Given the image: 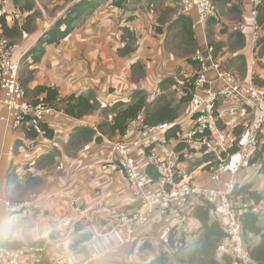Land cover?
<instances>
[{
    "label": "crops",
    "instance_id": "crops-1",
    "mask_svg": "<svg viewBox=\"0 0 264 264\" xmlns=\"http://www.w3.org/2000/svg\"><path fill=\"white\" fill-rule=\"evenodd\" d=\"M29 2L31 8L26 7L25 0L19 3L14 0H0V9L9 14L8 24L17 25L21 32L20 38L15 42L18 45L15 52L19 51L17 59L25 66L21 75H26L29 69L34 71L28 86L30 90L26 93L28 100L30 91L37 85L57 87L62 96L94 93L106 103H114L118 99L130 100L132 92L136 90L132 77L139 68L145 69L149 77L148 81L145 79L137 87L144 89L149 99L154 100L164 93L159 87L164 77H150L153 71L150 69L151 62L159 64L164 62L162 60L165 57H170L171 60L175 58L178 66L183 65L185 59L174 55L173 50L170 52L168 46L176 47L179 51V47L184 48L186 44L194 47L193 53L186 60L192 58L199 49L220 67L230 69L241 80L264 85V56H260L264 49L258 43L259 37L257 40L253 37L252 26L255 18L252 15V4L247 0H215L222 12V22L211 19L205 24L197 23L195 9L184 11L182 0H123L121 6L116 5L115 0H56L45 4L40 0ZM17 9L25 15L35 12L37 16L28 24L26 17L25 20L15 18L14 12ZM70 13L73 16L79 15L75 30L60 43L47 44L41 60L32 63L33 55L29 54V51L37 46L45 32L52 28L58 19ZM262 14L264 11L260 12L259 9L257 22L264 35V21L260 23ZM240 23L245 24L244 30L232 29L233 25ZM1 31L0 24V33ZM210 46L214 47L211 52ZM159 54L160 58L157 57ZM29 63L31 64L28 65ZM199 69L200 65L195 60L187 65L185 75L198 77ZM171 76L174 75L168 77ZM209 77L212 82L205 86L217 87L219 82L213 80L216 78L213 66ZM43 96L44 94L37 95L34 92L32 101ZM190 101L179 118L188 113ZM218 109L220 125H229L225 128L231 130V141L235 139V133L240 132V143L251 122V108L246 103L240 104L235 118L228 117L225 114L226 105L221 99ZM63 114L46 119L50 127L59 129L55 130L53 140V137H48L43 132L34 138L27 136L30 131L28 125L19 129L10 127L4 118L6 108L0 106L2 241L9 245L35 241L45 243L48 254L44 264H77L94 251L101 255L90 264H148L149 258L164 247L162 227H137L148 239L144 246L139 245L140 243L131 245L124 242L123 233L116 229L120 222L117 208L131 213L141 207V202L131 201L130 183L111 156L110 141L119 140L123 135L109 136L100 133L96 123L103 116L99 110L82 118L72 117L65 112ZM138 122L141 124L142 120ZM191 124L192 121L187 120L179 126L185 133ZM236 124L240 128L235 132L231 127ZM31 125L40 127L37 122H32ZM88 125L94 131L93 141L88 145V149L70 153L64 149L52 148L63 143L62 135H65L64 138L68 141L78 127ZM176 143L174 138L169 141V145L175 150ZM193 145L197 150L186 151L185 159L179 161V179L194 178L203 184L211 185L209 168L213 155L210 154L206 160V153L197 145ZM236 152L237 150L230 151V163L235 161ZM193 154L201 159L192 160L197 163L191 173H187L186 169ZM50 162L57 163L56 169L48 170L54 174L49 173L46 185L31 190L30 177L35 173L39 175L42 168ZM259 164H249L234 175L230 171L225 172L223 185L233 177L240 185L252 184L250 190L259 193L261 191L264 195V174L260 173ZM15 188L20 193L14 195ZM8 202L14 205L13 209L7 207ZM190 202L192 206L201 203L197 197H193ZM77 206L83 210L82 213L76 211ZM255 206L257 211L264 213V197L261 202L255 203ZM219 220L222 221V218L219 217ZM187 223L190 225L188 232H196L195 239L203 237V223L196 214H193ZM260 223H264V217L260 219ZM177 231L175 235L178 237L184 230L179 227ZM249 235L253 244L260 242V233L250 232ZM211 237L217 238L215 234ZM190 249L192 252L205 253L202 242L197 246H190ZM190 253L182 252V256L175 258L174 263L187 264ZM219 263L239 264L231 257L220 259Z\"/></svg>",
    "mask_w": 264,
    "mask_h": 264
},
{
    "label": "built area",
    "instance_id": "built-area-1",
    "mask_svg": "<svg viewBox=\"0 0 264 264\" xmlns=\"http://www.w3.org/2000/svg\"><path fill=\"white\" fill-rule=\"evenodd\" d=\"M252 4V15L255 20L252 34L255 40L261 33L257 22L259 7L264 0H247ZM184 11L195 9L197 23L205 24L209 19L222 22L220 11L215 0H182ZM17 20H25V14L17 9ZM244 23L233 25L234 30H244ZM18 45L10 38L0 36V106L7 109L4 117L13 129L21 127L27 116L37 121L48 117L64 115L44 101L34 102L26 98L21 80L22 63L13 61V54ZM210 52L213 47H209ZM200 65L199 76L194 82L193 97L188 113L173 123L149 125L132 120L119 140L110 141L112 158L117 161L130 182L131 195L141 207L135 212L119 211L120 222L116 225L118 232L123 233V241L135 243L139 239L137 227H162V243L168 244L179 227L184 230L185 219L192 208L193 197H204L215 205V210L222 218L226 235L219 243L221 253L234 257L239 264H262L251 254L242 234L240 216L244 212H256L257 207L252 198L235 194L237 180L233 177L223 185L225 172L233 175L249 166V160L260 142V133L264 131V86L241 80L226 67H220L216 61L196 50L192 56ZM214 67L217 87L205 86L211 83L210 70ZM224 100L225 114L234 117L240 104L251 108V123L247 134L241 140L236 158L230 163L232 146L231 133L221 129L218 120V104ZM235 118V117H234ZM232 118L231 121L234 120ZM187 120L192 124L183 134L184 141L195 144L203 153L212 154L216 161L210 163L211 185L203 184L194 178L182 177L179 168L178 152L169 145L168 130L174 125H181ZM160 146L163 148L161 149ZM148 167H151L148 169ZM13 209L11 202L7 203ZM82 213L80 206L75 207ZM0 236V264H42L47 257L45 243H27L19 247H8L2 243ZM101 253L94 251L89 257L77 264H90Z\"/></svg>",
    "mask_w": 264,
    "mask_h": 264
},
{
    "label": "trees",
    "instance_id": "trees-1",
    "mask_svg": "<svg viewBox=\"0 0 264 264\" xmlns=\"http://www.w3.org/2000/svg\"><path fill=\"white\" fill-rule=\"evenodd\" d=\"M16 3H19L21 0H14ZM26 7L31 8V3L29 0H25ZM123 0H115V4L118 6L122 5ZM1 7V6H0ZM260 12L264 11V4L259 7ZM37 16V13L33 12L31 14L25 15L26 22L29 24L35 20ZM9 17V14L4 10L0 9V24H1V33L0 36L5 37H16L21 32H19V28L17 25L10 26L7 22ZM79 18V15L73 16L71 13L66 15V17L58 19L55 25L50 28L40 39L37 46L32 48L29 51V54L33 55V62L37 63L41 60L43 55L46 51V45L47 44H53V43H60L64 38L68 37L76 28V20ZM264 21V14L260 15V23H263ZM27 29V26L26 28ZM258 43L262 45L264 49V35L260 33ZM213 47V46H212ZM214 49V47H213ZM262 49V50H263ZM260 56H264V52H260ZM190 63H194L195 60L193 58L189 59ZM29 63L28 65H30ZM200 71V69H199ZM34 71L32 69H29L28 73L26 75H21V80L25 88V92L27 93L30 89H28V86L30 84V81L33 79ZM191 77V78H190ZM197 76H189L186 79L185 83L187 86L190 85V81H195ZM175 79L172 77H165L161 82L159 87L164 90L168 85H174ZM257 86H264L262 83L257 84ZM185 87V95L181 97L182 103H188L192 99V94L194 92V85L191 84L192 91L189 93L188 89ZM31 93L44 94L43 97H40L36 99L34 102H40L44 101L48 103L51 106L56 107L57 109L63 110L66 114L75 117V118H82L92 112H94L97 109V104L100 105L99 100L97 99L96 95H83V94H76L72 93L67 96H62L59 93V90L57 87L54 86H48V85H37L35 88H33ZM163 94V93H162ZM163 98L164 95H159V98ZM156 101V100H155ZM154 100L149 99L148 93L144 89H136L130 100H120L115 101L113 104L106 106L105 104V111H107V114H110L113 116V120L111 121V128L114 134L116 135H123L126 131L128 124L132 120H142L143 124H149V125H156L161 123H173L175 122L179 117L178 110L170 105V102L162 103V102H155ZM226 105V104H225ZM218 115L220 116V112L218 110ZM56 116V115H55ZM219 120V126L221 129L226 130V126H229L228 124L226 126L220 125ZM32 122L39 123V128H37L35 125H31ZM251 123V122H250ZM25 125H28L30 128V131H28L27 136H32L36 138L41 132H43L48 137H53L52 140L55 137V132L59 129H55L53 127H50L47 120L45 121H37L31 116H27L25 120L23 121V124L21 125L22 128ZM16 128V129H19ZM235 132L240 128L238 124L231 127ZM56 130V131H55ZM91 130V129H90ZM85 131V129H81L80 133ZM231 133V130H227ZM233 132V131H232ZM184 129L181 128L179 125L172 126L168 132V138L169 140L171 138H174L176 143V150L179 152L178 154V160L182 161L186 157V151H194L197 150V148L192 144H188L184 141L183 138ZM236 137L232 141V146L229 148L230 151L235 152L238 150V144L240 141V132H236ZM82 135V134H80ZM75 136V133L74 135ZM72 136V137H73ZM62 138V136H61ZM63 139V138H62ZM49 141V140H48ZM54 145V144H52ZM56 146V145H55ZM202 151V150H201ZM210 154L206 153L204 155V159H209ZM259 162L260 167V173L264 174V135L263 132L260 133V142L256 148L255 153L252 155V157L249 160V164H257ZM115 164L119 166V168L123 171L125 177L126 174L122 167L119 165L117 161H114ZM151 167H148L150 169ZM127 179V178H126ZM129 182V181H128ZM130 183V182H129ZM252 188V184H239L237 183L235 188V194H241L246 198H252L256 203L261 202L264 195L260 191V193L256 190H250ZM130 193V192H129ZM131 195V194H130ZM131 201H134V198L132 195L130 196ZM199 201H201L200 205L198 206H192L190 208L187 217L185 219L186 222V229L182 232L180 236L172 235L170 237V241L168 244H164L163 248L159 250V252L149 258L148 264H175L174 259L180 258L182 256V252H191L188 254L187 257V264H199V258L197 256L196 252H192L190 249V246H197L200 242L203 243V246L205 247V253L204 257L208 264H220V259H228L229 257L234 258L231 255L221 253L219 250V243L224 239L226 232L224 229L223 222L219 220L218 213L215 210V205L210 203L207 199L204 197L198 198ZM120 209H118L119 213ZM200 212V213H199ZM117 213V216H118ZM196 214L203 223L204 227V235L202 238L195 239L194 235L196 234L195 231L188 232L190 230V225L187 223L188 219L193 215ZM264 217V213H261L259 211L256 212H244L240 216L241 224H242V234L245 239L246 246L251 251L252 256L254 259L259 261L260 263L264 264V223H260V219ZM210 220L211 223H210ZM260 233V242L255 245L251 242V237L249 233ZM139 235V239L132 243L131 245L140 243L139 245L144 246L145 243L148 242L147 237H145L143 232L137 231ZM212 234H215L217 238L212 239ZM192 242V243H191ZM4 245L8 247H19L23 244H6L2 242ZM31 243H43L41 241H35ZM30 244V243H29ZM189 250V251H188ZM186 255V254H185ZM45 261V260H44ZM42 264L43 261H42ZM178 264V263H176Z\"/></svg>",
    "mask_w": 264,
    "mask_h": 264
},
{
    "label": "rangeland",
    "instance_id": "rangeland-1",
    "mask_svg": "<svg viewBox=\"0 0 264 264\" xmlns=\"http://www.w3.org/2000/svg\"><path fill=\"white\" fill-rule=\"evenodd\" d=\"M40 2L42 4H45V3H50V2H56V0H40ZM219 11H220V9H219ZM15 12H14V15H15ZM220 13L222 15L221 11H220ZM209 20H211V19H209ZM213 20H215V19H213ZM32 26H33V24L31 25V27ZM18 36L12 37V38L9 37V38L11 39V41L13 43H15L16 40L18 38H20V34ZM168 49L170 52L173 50L174 52L173 51L172 52L174 53V55L177 54L176 56H178V57L182 56V59L183 60L185 59L184 64L178 66V62L175 60V58H173V60H171L172 58H170V57H165V59L162 60L164 62H161L159 64L155 61L151 62L150 69H152L153 71L150 73L151 74L150 77L163 75V77L165 78V77H168L169 75L172 74L174 76H171V77L173 79H175V82H176L174 85H170V86L168 85L164 89V93L161 94V95H164L163 98H161V96L159 98V95H158L157 98L154 99V101L156 100L155 102L159 101L162 103L170 102V105L175 107L178 110L179 115H181L188 105V103H182L180 101L181 97L184 96L186 93L185 87H187L186 89H188L189 93H191V91H192L191 84L194 85V82H195V81H193V82L190 81V85H188V86L186 84L185 85L182 84V83L186 82L187 76L185 75V72L187 70V65L190 64L189 60H186V58L191 56V54L194 51V47H192V45H190V44H186V46L184 48L182 46H180L179 51L176 49V47H173V46H168ZM18 53H19V51L15 52L13 54V61L14 62L18 61V59H17ZM182 54H184V55H182ZM157 57L160 58L161 57L160 54L157 55ZM24 68H25V66L22 65L21 71H23ZM148 77L149 76H147V71L145 69L139 68L135 72L134 77H132L134 79V82L132 84L136 85V89H139V87H137V86H139V84L142 81H145V79H146V81H148ZM140 79H142V80H140ZM109 83H110V80H109ZM132 94H133V92H132ZM91 95H94V93H91ZM32 97H33V93H29V96H28L29 100L31 99V101H32L33 100ZM96 97L100 102V105L97 104L98 107L96 110H99L100 114L103 116L102 119H100L99 122L96 123V125H97L101 134L109 135V136H115V134L111 128V121L113 120V116L110 114H107L106 113L107 111H105V107L113 104V102L112 103H106L104 100H101L100 97H98L97 95H96ZM192 97H193V94H192ZM118 101H120V99H118ZM7 112L8 111L6 109V115H7ZM7 123H8V121H7ZM89 125L78 127L77 131L75 132V136H73L68 141H66L67 139L64 138L65 135H62L63 143L62 144L60 143V146H53L52 148L55 150L64 149L70 153H74V152L78 153L79 151L88 149V145L93 141V137H94V131L90 130ZM90 126H92V125H90ZM81 129H85V131L80 133ZM80 134H82V135H80ZM263 135H264V132H263ZM199 158L196 157V154L192 155L191 160H189L190 161V164H188L189 167L186 169L187 173H191L192 168L196 165L195 163H197V162H193V161H197ZM210 160L213 163L217 159H215L214 157H211ZM56 167H58L57 163H52V162L47 163V165L44 168H42V172L39 175L35 173V175L33 177H30L31 181L28 180L31 183L30 189L31 190H33V189L37 190V189H40L42 186L46 185V182L48 181L47 176L50 174H54V173H50L48 170L56 169ZM16 193L18 194V193H20V191L16 190V188H15L14 189V195ZM118 209L119 208H117V210ZM197 256L200 260L199 264H207V261L205 260V258H203L204 257L203 251H200L199 253H197Z\"/></svg>",
    "mask_w": 264,
    "mask_h": 264
}]
</instances>
